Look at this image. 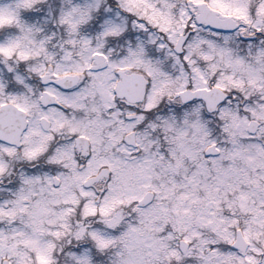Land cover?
I'll list each match as a JSON object with an SVG mask.
<instances>
[{
	"label": "snow or ice",
	"instance_id": "obj_1",
	"mask_svg": "<svg viewBox=\"0 0 264 264\" xmlns=\"http://www.w3.org/2000/svg\"><path fill=\"white\" fill-rule=\"evenodd\" d=\"M0 264H264V0H0Z\"/></svg>",
	"mask_w": 264,
	"mask_h": 264
}]
</instances>
